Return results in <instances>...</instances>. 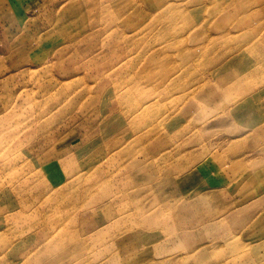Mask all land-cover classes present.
Instances as JSON below:
<instances>
[{"label": "rangeland", "instance_id": "rangeland-1", "mask_svg": "<svg viewBox=\"0 0 264 264\" xmlns=\"http://www.w3.org/2000/svg\"><path fill=\"white\" fill-rule=\"evenodd\" d=\"M0 264H264V0H0Z\"/></svg>", "mask_w": 264, "mask_h": 264}, {"label": "crops", "instance_id": "crops-1", "mask_svg": "<svg viewBox=\"0 0 264 264\" xmlns=\"http://www.w3.org/2000/svg\"><path fill=\"white\" fill-rule=\"evenodd\" d=\"M0 34H1V32H0ZM4 42H2L1 40H0V56H2V55H6V54H4L5 53V45L3 44ZM5 51H4V50Z\"/></svg>", "mask_w": 264, "mask_h": 264}]
</instances>
